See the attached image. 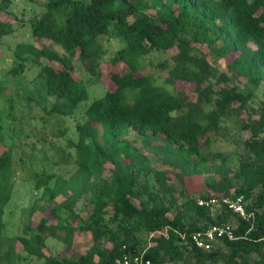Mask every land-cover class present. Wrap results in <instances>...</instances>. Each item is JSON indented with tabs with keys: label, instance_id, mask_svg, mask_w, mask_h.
I'll use <instances>...</instances> for the list:
<instances>
[{
	"label": "trees",
	"instance_id": "obj_1",
	"mask_svg": "<svg viewBox=\"0 0 264 264\" xmlns=\"http://www.w3.org/2000/svg\"><path fill=\"white\" fill-rule=\"evenodd\" d=\"M35 2L41 11L28 20L31 34L50 42L42 46L33 40L17 42L10 72L21 80L27 69L36 68L35 79L42 92L37 91L43 101L36 99L44 112L39 118L45 124L52 117L75 116L78 136L69 138V143L75 146L77 168L68 179L55 170L36 171L32 175L36 198L30 209L35 210L40 201L51 203L58 221L54 225L42 216L36 226H27L29 234L5 237L3 215L15 186L16 160L13 145L0 152V264H36L28 262V257L37 258L40 264H115L125 254L143 250L151 264H264V102L258 116L250 106L254 88L264 80V0ZM10 3L0 0V37L15 28L1 16ZM148 8H154L156 14ZM105 34H114L124 42L111 60H123L126 67L111 73L114 88L83 106L89 98L87 82L75 77L73 71L80 62L88 71L89 81L100 78V37ZM212 38L222 39L220 49L224 53L239 51L230 66L244 74L254 88L244 90L239 83H231L225 70L192 45L193 41ZM175 46L178 50L157 65L168 70L169 83L194 81L195 99L182 91L173 92L157 83L152 73L140 71L142 61L153 50ZM44 59L56 60L62 67ZM7 88L0 78V144L5 139L7 117L15 123V144L24 145L20 139L28 133L19 119L27 116V122L36 116L34 112L25 114L22 101L16 103L15 99L23 97L31 110L35 106L31 103L33 90L28 95L17 92L12 96ZM4 101L6 106H2ZM241 110L249 113L241 127L251 134L241 140L244 152L234 168L222 151H213L210 156L204 147L210 143L207 133L218 130L232 111ZM131 130L155 152L165 153L167 163L180 168V180L202 174L213 191L200 196L241 194L251 216L244 218L223 202L201 205L198 195L178 189L169 182L168 172L152 166L150 157L126 137ZM45 134L35 135L46 142ZM126 158L128 162H124ZM107 162L113 164L108 173ZM60 194L65 197L57 201ZM89 194L93 207L84 217L76 203ZM62 211L71 223L63 221ZM77 219L81 223L73 225ZM226 222L235 224L237 238L222 237L209 249L183 240L180 234ZM61 228L69 244L76 230H89L92 244L84 252L69 255L46 253L45 235H57ZM166 228L165 233L150 235ZM16 239L23 243L24 256L16 249Z\"/></svg>",
	"mask_w": 264,
	"mask_h": 264
},
{
	"label": "rangeland",
	"instance_id": "obj_2",
	"mask_svg": "<svg viewBox=\"0 0 264 264\" xmlns=\"http://www.w3.org/2000/svg\"><path fill=\"white\" fill-rule=\"evenodd\" d=\"M39 1L43 0H37V2ZM40 11L41 6L36 4L35 0H11L10 6L1 13L4 20H9L15 24V28L11 34L0 37V78L4 79L7 83L8 95L16 96L17 92L28 95V93H30L29 90H33L35 97L32 99L33 102H31L35 105L33 109H29L30 106L23 101L25 100L23 97L17 96L15 102L19 103V101H22L21 105L26 108L25 114L34 112L36 116L27 122V116L20 117L19 119L23 121L25 132L28 133V136H25L24 133L20 139V142L24 145L15 144V123L10 118H4L6 135L4 141L0 144V152L5 151L10 145H13L14 157L16 160L14 163L15 186L12 197L6 205L3 215L6 223L4 228L5 237L16 234H29V232L27 233V226L29 224H31V226H36L42 216L47 217L48 222L54 225L58 221L57 215L52 212L51 203L46 205L44 201H40V204H38L35 210L30 209V206L34 203L36 198V189L32 182V175L36 171L43 168L48 171L55 170L56 173L68 179L74 174L77 168V163L75 161V146L69 143V138L75 139L78 136L75 116L52 117L45 124V122L39 118L44 112L42 110L43 105L37 103V99L43 101V98L40 97L41 93L37 91L40 90L42 92L40 82L35 79L37 75L36 68L27 69L20 78L21 80H17L10 72L13 66V50L17 42L33 40L40 46L50 42L48 38L39 40L31 34L28 20L30 17L35 16V14H40ZM147 11L156 14L154 8H148ZM100 42L103 48L100 63L102 75L100 78L96 81H89L88 71L80 62H77L76 69L73 71L75 77L83 78L87 82L86 85L89 90V98L82 103L83 106L88 105L93 98L103 95L107 89L114 88L116 84L111 78V73L113 71L121 72L124 67H126V63L123 60L116 63L111 60L116 50L123 46L124 42L121 38L114 34H105L100 37ZM221 44L222 39L215 38H212L211 41L192 42V45H195L198 51L206 53L208 58L219 69L225 70L229 74L232 80L231 83H239L244 90H248L250 87L254 88L255 85L250 84L244 74H239L235 67L233 68V66H230L239 51L224 53L220 49ZM56 48L62 50L59 45H57ZM177 50L178 48L176 46L165 50H153L147 55L145 60L142 61L140 71L152 73L157 83L167 85L173 92L182 91L191 99H195L197 92L194 81L177 79L175 83H169L166 79L168 70L157 65L159 61L169 57ZM44 61L54 64L57 68L62 67L61 63L56 60L44 59ZM26 88L28 89L27 91ZM254 89L255 95L250 99V106L251 109H255L253 114L258 116L263 106L262 102H264V80ZM129 93L131 94L132 91ZM6 103L7 102L4 101L2 106H6ZM248 114L246 110L232 111L230 116H227L221 121L218 130H212L207 133L211 138L210 143H207L204 147L205 151L210 156H212L213 151H222L224 155L230 157L232 166L237 168L239 156L241 152H244L241 140L251 134L249 129L241 127L242 120L247 119ZM58 130H63L64 133L60 134ZM36 133H46L45 136L47 137V141L45 142L43 139L37 140ZM126 137L129 138L133 144L139 146L142 151L150 157L152 166L167 171L170 177L169 182L174 184L178 189L185 188L187 192L194 193L198 196H200V193L203 194L206 191H213L205 182L202 174L187 175L183 181L180 180L178 175L180 168L167 163L164 160L165 153L162 151L155 152L153 146L151 144H145L135 130H131ZM205 138L206 136L202 138V141H204ZM51 141H53L56 146H54ZM57 146L61 147V149L59 148L60 150H58ZM128 161L129 159H124V162ZM112 166L113 164L111 162L106 163L107 173ZM135 166L136 165H134V167ZM233 190L234 188H231L232 192ZM176 194L178 195L179 193L177 192ZM64 197V194H60L57 197V201L62 200ZM92 207L93 203L90 200V194L80 197L76 203L77 211L84 217L87 216ZM169 213L173 215L172 212ZM61 214L64 217L63 221L65 223L72 222L71 218H66V211H62ZM79 223L81 222L78 219L73 221V225H78ZM56 231L57 235H45L47 237V245L44 247L46 253L69 255L70 253L84 252L92 244V234L87 229L79 228L76 230L73 233L70 244L63 239V235L65 234L64 229L61 228ZM152 243L151 241L150 244ZM14 244L20 254L24 256L26 252L21 240L16 239ZM28 260L30 263L40 264L35 257H28ZM167 264L172 263L168 262Z\"/></svg>",
	"mask_w": 264,
	"mask_h": 264
},
{
	"label": "built area",
	"instance_id": "obj_3",
	"mask_svg": "<svg viewBox=\"0 0 264 264\" xmlns=\"http://www.w3.org/2000/svg\"><path fill=\"white\" fill-rule=\"evenodd\" d=\"M217 202L227 204L244 218H249L252 214L246 210L241 194H212L211 196L198 197V203L201 205L211 206ZM160 232H167V228L165 230H155L150 235L154 236ZM180 234L183 240L190 239L196 246L206 249L211 248L222 237L237 238L233 222L216 223L204 229H197L190 233L180 232ZM115 264H151V259L146 256L145 250H143L133 255L125 254L122 258H118Z\"/></svg>",
	"mask_w": 264,
	"mask_h": 264
}]
</instances>
